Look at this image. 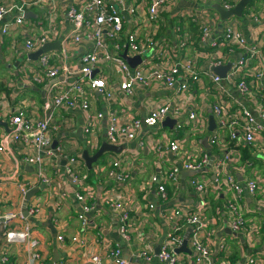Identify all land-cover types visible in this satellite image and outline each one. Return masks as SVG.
<instances>
[{"label":"crops","instance_id":"obj_1","mask_svg":"<svg viewBox=\"0 0 264 264\" xmlns=\"http://www.w3.org/2000/svg\"><path fill=\"white\" fill-rule=\"evenodd\" d=\"M19 0H0V5L10 6ZM115 5L124 18L122 29L123 42L128 33L137 32L141 38L152 32L153 46L147 54L155 65L161 62L157 54L164 52L166 61L196 59V67L200 72L199 82L190 81L188 107L196 110L202 121L194 125L188 114L183 113L173 124H160L150 127L143 125L136 133V137L130 139L125 133H121L118 141L123 150L119 153L107 152L89 169L82 154L88 150L91 155L96 153L103 142L108 141L107 131L112 122L113 115L118 118L119 127H124L133 118L145 117L150 110L159 105L166 97H173L178 91V85L170 88L164 82L155 81L149 86L137 85L129 94L119 88V82L114 83V97L108 98L99 90L90 92L91 101L89 109H83L79 104L73 108L62 107L55 111L54 122L58 126L53 132V140L62 146L64 154L82 157L81 171L87 178L83 186L93 193L92 200L95 208L88 213L89 224L83 227L79 218L81 204L76 192L83 191L70 183L65 172L66 160L63 158L58 167L49 162L48 176L56 185L61 183V191L67 195L62 204L58 203L57 188L47 187L42 182L44 189L34 196L39 198L43 207V213L31 218L13 219L8 228L0 234V264H25L31 252L27 243L8 242L5 230L22 228L29 223L33 236L38 240V246L33 251L40 254L34 264H86L82 248L71 241V237L81 233L88 237V249L86 254H105L110 248L120 247L124 258L132 264H167L159 259L156 250L167 237L170 228V220L158 213L157 207L150 209L149 202L160 207L164 203L161 200L157 186L149 188L148 182L157 178L158 182L165 185L169 200V208L177 204H185L194 210L202 211V216L207 222V230L211 232L209 246L212 251L213 264H251L249 259L264 258V131L257 136L253 143H248L240 137L233 140L231 130H221L216 122L212 103L220 95L224 99L238 98L239 103L251 109L256 115L264 109V80L257 81L254 72L260 68L257 58L249 59L248 68L241 69V77H245L249 86L253 88L256 96L247 97L240 95L234 82H224L226 92L223 94L220 87L208 76L201 74L204 69H212L218 56H229L226 64L233 63L239 55L246 53L236 49L229 54L223 40V34L219 30L220 14L214 8L219 3L216 0H175L158 8V20L152 30L148 20V8L151 0H105ZM84 0H54L43 1L41 4L29 9L28 17L23 24H15L16 13L8 14L0 23V98L8 100L11 105L24 102L29 109L30 104L41 105L49 100L56 87L69 88L79 81L80 73L57 76L46 83L36 82L32 70L37 66L38 59H30L33 51L24 48V42L28 38L46 36L47 43H58L59 47L52 49L55 56L54 65L67 64L79 69L81 56L93 50L94 42L83 36L79 43L73 42L75 29L67 20L66 12L70 5L80 8ZM134 8V11H132ZM240 23V29L247 41L251 44L258 43L264 52V0H251L241 17L233 16ZM8 24L7 33L2 32V26ZM210 26L217 34L219 47H212L210 42L203 40L202 29ZM153 31L155 33H153ZM106 50L114 51L113 40L108 35ZM215 38V35H214ZM210 40V39H208ZM132 57L130 50L123 48L119 53ZM123 57V56H122ZM216 57V58H215ZM124 58V57H123ZM126 60V59H125ZM127 61V60H126ZM128 62V61H127ZM129 63V62H128ZM141 61L136 64L139 65ZM225 64V65H226ZM129 65L132 66L130 63ZM168 65V64H167ZM165 65V66H167ZM96 69L95 75L111 76L117 69L110 63H102ZM95 70V71H96ZM229 70V69H228ZM227 70V73H228ZM188 77L181 73L178 82H184ZM54 85L49 90L47 86ZM258 82V83H257ZM258 84L259 86H257ZM188 93H186V96ZM7 106H5L6 108ZM240 106L234 104L228 109L230 119L239 118V124L233 127L235 131H242L244 118L235 116ZM99 113L103 116L100 120L94 119ZM44 116V112H39ZM215 118V128L211 129L210 117ZM171 119H175L169 116ZM176 120V119H175ZM8 126L0 124V215L9 212H22L25 196L20 191V185L24 183H36V166L26 159V149L20 142L12 141L14 127L8 120ZM178 124H182L178 127ZM204 125V126H203ZM205 125L207 127H205ZM222 135L219 142L211 144L212 135ZM167 139H177L181 145L180 154H175L167 147ZM113 143V142H112ZM158 143H164L159 149ZM213 158L212 164L195 174H182L178 182L169 178V172L174 166H182L185 162L198 160L204 154ZM229 155L226 164V173L233 175L242 185V203L244 206L245 226L239 230L231 229V216L227 211V203L232 199V194L224 186L216 185L215 164L225 155ZM119 160L128 173L125 181L117 182L108 176L111 163ZM199 178L209 183L206 202L203 205L192 186V179ZM259 180V193L251 194L247 188L249 180ZM171 190V192H170ZM122 192L128 195V208L131 212L129 221L130 240H125L119 229L118 215L104 201L107 193ZM100 193V195H99ZM24 215V214H23ZM184 230V236L188 229ZM63 234L65 242L57 237ZM192 234V233H191ZM191 250L177 253L179 264H196L193 257L191 236L188 242ZM149 250L152 255L150 261L141 256V252ZM6 258L2 262V258ZM107 257V256H105Z\"/></svg>","mask_w":264,"mask_h":264},{"label":"built area","instance_id":"obj_2","mask_svg":"<svg viewBox=\"0 0 264 264\" xmlns=\"http://www.w3.org/2000/svg\"><path fill=\"white\" fill-rule=\"evenodd\" d=\"M43 1L54 0H19L13 2L10 6L0 5V23L8 14L12 12L16 13L15 24H23L25 14L30 8L41 4ZM82 6L77 7L70 5L66 12V18L73 24L75 33L73 36V42L79 43L83 36L90 38L94 42L93 50L87 52L81 56V62L78 70H75L74 66L67 64L54 65L52 63L55 60V56L51 52L43 53L39 59L37 66L32 70L34 80L36 82L46 83L48 80L56 78L57 76L72 75L75 72L80 73L79 81L73 84L69 88L56 87L53 91L52 97L41 105L36 103L30 104L31 109L24 105V102H19L14 106L8 100L4 101L0 98V119L8 120L14 127L12 134V141L14 143L20 142L26 149L25 159L36 166V183H24L20 185V191L23 196L32 189L37 188L39 183L42 182L47 187L57 188L58 191V203L62 204L64 198L67 197L65 192L61 191V183L56 185L52 184L51 178L48 176L49 162L58 167L61 159H65V172L71 184L77 188H83V191H77L76 196L81 204V212L79 218L82 221V225L86 228L89 224L88 213L91 212L95 205L93 204V193L90 189L83 186L87 175L81 171L80 161L82 157L75 154H71L68 157L64 154L63 148L60 145L53 147V132H55L58 126L54 122L55 111L62 107L73 108L76 105H80L83 109H89L91 107V101L88 96V90L93 92L99 90L104 93L108 98L114 97V83L117 82L119 88L131 94L137 85L149 86L152 82L160 81L164 82L168 87L172 88L178 85V91L173 97H166L165 100L153 107L150 112L142 118H133L129 120L123 128L119 127V121L116 116L113 115L112 122L108 127L107 138L112 143L117 142L121 133H125L128 138L133 139L136 137L137 131L143 126L150 127L156 126L166 120L169 116L178 119L183 113L188 114V119L194 124H201L199 114L191 106L187 105V97L190 96L189 87L190 81L199 82L201 80L200 72L196 67V59L186 58L185 60L166 61V54L160 52L157 56L161 62L155 65V61L151 60L147 51L154 44V38L152 32L147 33L144 38H141L137 32L128 33L126 40L123 42L122 29L124 24V18L119 9L105 0H84ZM123 1V0H116ZM146 0H142L144 3ZM152 3L148 8V20L153 29V25L158 20V8L161 5H167L175 0H151ZM225 9L233 8L239 0H216ZM134 11V8H132ZM233 17V16H232ZM229 18L223 22L222 28L219 30L223 34V40L229 54H233L236 49L246 53V56L239 55L237 60L231 63V67L225 77L217 74L211 69L202 70L201 74L208 76L215 84H217L221 92L225 94L226 88L224 82H234L237 92L242 96L254 97L256 96L252 86L250 87L246 81V78L241 77L240 70L248 68L249 59L257 58L260 68L254 72L257 81L264 80V52L258 43L251 44L247 41L244 33L240 29V23L237 19ZM237 17V16H235ZM221 18V17H220ZM221 22V20H220ZM220 24V23H219ZM9 30L8 24L2 26V32L5 34ZM153 33H155L153 31ZM108 35L113 40L114 51L106 50ZM215 35V38H214ZM202 38L207 42H210L212 47H219L220 42L217 34H214L212 27L206 25L202 29ZM210 39V40H208ZM218 39V40H217ZM48 42L46 36L28 38L24 42V48L27 51H33L44 46ZM123 48H127L133 55H139L141 57V63L136 67H131L129 63L122 57L119 51ZM216 58V57H215ZM229 56H218L213 63L212 69L220 65H225ZM102 63H110L112 66H117V69L111 76L93 75L96 69ZM167 65V66H165ZM181 73H184L188 80L184 82H178V77ZM258 83V82H257ZM56 85V84H54ZM51 85L49 90L54 87ZM259 86L258 84H256ZM88 88V90L86 89ZM186 93L188 95L186 96ZM234 104L240 106L239 112L235 116H241L244 118V123L241 126L242 131L238 132L233 130V127L239 124V118L233 117L230 119L228 109L233 107ZM5 106H7L5 108ZM213 112L216 116V122L221 130H231L230 136L233 140H237L242 137L248 143H253L257 139V136L264 131V109L258 114H254L250 108L243 106L239 103L238 98L224 99L223 95H220L212 103ZM45 114L41 116L40 111ZM103 116L99 113L94 119L100 120ZM119 123V124H118ZM182 124H178L181 127ZM204 126V125H203ZM205 127H207L205 125ZM222 135L214 134L210 138V143L214 144L219 142ZM115 144V143H114ZM166 145V146H165ZM158 143L159 149L164 146L167 147L175 154H180L182 151L181 145L177 139H167L165 143ZM3 150L0 147V151ZM213 158L209 154H204L198 160L185 162L182 166H174L169 172V178L178 182L182 171H201L208 165L212 164ZM229 160V155H225L222 159L218 160L215 164V184L224 186L231 192L232 199L227 203V211L231 216V229L239 231L245 226L244 219V206L242 203V191L243 187L241 183L231 174L226 173V164ZM108 176L117 182L125 181L128 177V173L121 165L119 160H115L111 163V167L108 171ZM211 183V181L209 182ZM209 183L202 181L199 178L192 179V186L196 194L204 205L206 202V194ZM149 188L157 186L161 200L164 203L158 207L153 202H149L150 209L157 207L158 213L163 217L170 220V228L167 232V237L161 244L158 257L160 260L167 262V264H179V258L175 252L176 248L180 247L184 239V230L187 227L192 228L191 242L193 247V257L196 264H213L212 251L209 246V239L211 232L207 230V222L202 216V211L193 209L185 204H177L173 208L166 206L169 196L165 185L158 182L157 178L152 179L147 185ZM247 188L251 194L259 193V180L256 178L249 180ZM1 181H0V194H1ZM128 195L122 192L107 193L104 197V201L116 212L119 220V229L122 237L125 240H130L129 221L131 212L128 208ZM29 213L34 216L41 215L43 213V207L39 198H34L29 203ZM24 219L22 212H9L4 215H0V234L8 228L10 222L15 218ZM6 240L12 242H23L29 246L31 256L25 264H34L37 259H40V254L37 251H33L38 246V240L33 236L31 225L26 223L22 228L5 230ZM57 239L61 242L66 241V237L60 234ZM71 241L80 245L81 252L85 256L86 264H132L129 260L123 257L120 247L116 249L110 248L108 252L102 254L91 253L86 254L88 249V237L85 234L78 233L71 237ZM107 256V257H105ZM141 256L150 261L152 259L151 252L144 250L141 252ZM6 258H2V262H5ZM251 264H264V258L249 259ZM63 264V263H61ZM226 264H231L227 262Z\"/></svg>","mask_w":264,"mask_h":264},{"label":"water","instance_id":"obj_3","mask_svg":"<svg viewBox=\"0 0 264 264\" xmlns=\"http://www.w3.org/2000/svg\"><path fill=\"white\" fill-rule=\"evenodd\" d=\"M251 2V0H239L237 2V4L231 8V9H225L221 4L217 3L214 5V8L218 11V13L220 14L221 17V22L219 24V27L222 28L223 26V22L226 21L227 19L231 18L232 16H237V17H241L246 9V7L248 6V4ZM25 17H28V12L27 14H25ZM59 44L58 43H47L44 46H42L39 50H37L36 52L30 54V59L32 60H37L43 53L51 51L52 49L58 48ZM122 56L132 65V66H136V64H138L141 61V57L140 56H135V57H130L127 55V52L123 53ZM231 67V63H228L226 65H220L215 67L214 71L225 77L227 74V70L230 69ZM97 72L94 71V73ZM94 75V74H93ZM53 82H51L47 88H49L52 85ZM175 119H171L170 117L166 118V120L163 121L164 125H169V123L171 122L172 124L175 122ZM0 124L4 125V126H8L7 122L3 121L2 119H0ZM210 124H211V129L213 130L215 128V118L213 115H211L210 117ZM171 125V124H170ZM169 125V126H170ZM57 145V142L53 143V147H55ZM123 150L121 145H117L108 141H105L102 143V145L100 146V148L98 149V151L96 153H94L93 155H91L89 153V151L86 149L84 150L82 157L86 163V165L88 166L89 169L93 168V164L96 163L99 158H101L105 153L107 152H114V153H119ZM202 171V170H201ZM197 172L200 171H184L182 174H195ZM41 189H44V185L42 184L40 187L37 188H32L30 189L24 198V204H23V214L26 218H31V214L29 213V203L30 201L33 199V197L38 194ZM100 195V193H99ZM167 207L171 206V203H167L166 204ZM192 233V228H189L188 231L186 232L184 239H183V243L180 247L176 248V252L180 253V252H188L190 253L191 250L188 247V242L190 239ZM157 254H159V248L156 250Z\"/></svg>","mask_w":264,"mask_h":264},{"label":"trees","instance_id":"obj_4","mask_svg":"<svg viewBox=\"0 0 264 264\" xmlns=\"http://www.w3.org/2000/svg\"><path fill=\"white\" fill-rule=\"evenodd\" d=\"M170 192H171V190H170Z\"/></svg>","mask_w":264,"mask_h":264}]
</instances>
